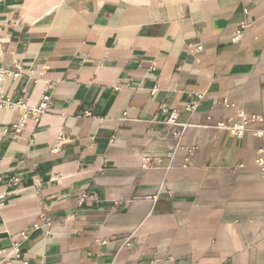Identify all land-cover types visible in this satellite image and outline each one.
<instances>
[{
	"label": "crops",
	"instance_id": "obj_1",
	"mask_svg": "<svg viewBox=\"0 0 264 264\" xmlns=\"http://www.w3.org/2000/svg\"><path fill=\"white\" fill-rule=\"evenodd\" d=\"M0 42L3 93L52 94L0 108V263L264 264V0H0Z\"/></svg>",
	"mask_w": 264,
	"mask_h": 264
},
{
	"label": "built area",
	"instance_id": "obj_2",
	"mask_svg": "<svg viewBox=\"0 0 264 264\" xmlns=\"http://www.w3.org/2000/svg\"><path fill=\"white\" fill-rule=\"evenodd\" d=\"M251 24V21L248 17V10H243V15L241 16L240 20L237 23L236 28L232 32L230 40L232 43H237L241 40L243 36L244 30ZM197 48H200L198 46ZM4 55L3 46L0 42V85L4 81L6 77L16 78L19 75L18 71H13L8 67L2 65V57ZM27 79L32 80L29 75H27ZM199 97H201L199 95ZM52 102V94L44 92L40 95V99L35 106H28L21 100H12L10 97L5 95L1 88H0V108L4 106L13 107L18 106L19 108L23 109L22 119L26 118L27 116L33 117L35 120H39L42 113H44L51 105ZM224 106H229V103L223 100ZM197 104L195 102H190L186 105V108L190 111L195 110ZM21 119L16 125H13L15 131H20L21 127L23 126L24 122ZM206 124L202 125L204 128L213 129L218 133H228L236 139H241L250 129V125L253 123H260L262 121V117L260 114L257 113H246L243 110H238L236 114L231 116H212L206 115ZM167 124V129L169 130L173 139L178 140L183 135L185 130L194 125L189 122H183L179 119V113L175 110L171 111L165 119ZM253 134L257 137H263L264 131L261 128H257L254 130ZM257 157L255 159L256 165L260 172V177L264 180V158L262 156V150H259L257 153ZM173 156L174 152L171 151L168 153L169 157V164L173 163ZM182 165L187 164V158H184ZM16 178H11V183H16ZM83 200V198H81ZM39 199V203H40ZM35 226V225H34ZM22 236L25 235L24 232L21 233ZM16 257H19V254L16 253ZM0 264H12L11 262L8 263H0ZM20 264H28L27 261H22Z\"/></svg>",
	"mask_w": 264,
	"mask_h": 264
}]
</instances>
